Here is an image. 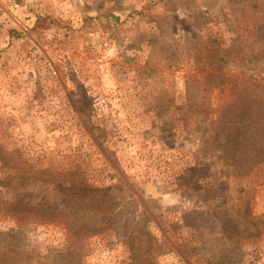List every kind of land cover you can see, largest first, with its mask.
<instances>
[{
  "label": "rangeland",
  "instance_id": "obj_1",
  "mask_svg": "<svg viewBox=\"0 0 264 264\" xmlns=\"http://www.w3.org/2000/svg\"><path fill=\"white\" fill-rule=\"evenodd\" d=\"M263 7L0 0V264H264V180L206 148L244 86L264 111V39L245 67L238 32Z\"/></svg>",
  "mask_w": 264,
  "mask_h": 264
},
{
  "label": "trees",
  "instance_id": "obj_2",
  "mask_svg": "<svg viewBox=\"0 0 264 264\" xmlns=\"http://www.w3.org/2000/svg\"><path fill=\"white\" fill-rule=\"evenodd\" d=\"M249 5L251 4L249 3ZM260 7L258 3H254L252 9L258 11ZM256 15L257 19L255 21H250L248 16L247 24H244L238 31L245 52H252L253 54L252 59L246 62L245 67H248V65H251L255 61H259V56L263 53L260 49V40L264 39V14L257 12ZM255 48L257 49L256 51ZM261 99L262 97L252 92L249 86H244L242 90L236 92L235 99L221 109L217 119H213L211 124L213 126V131L211 133L210 142L208 140L206 141V144H208L206 148L212 145L215 151L223 152L221 156L216 155L217 158L221 159L225 165L233 167L236 170L235 176L237 179L242 178L243 181L246 182L254 178H257L255 182H258V179L264 180V111L260 106ZM235 130L239 131L236 138L233 139L229 137L226 142H222L221 137L225 132ZM207 134H210V131H207L206 135ZM238 141H244V143L246 142L247 144H237ZM56 187L62 188L60 185ZM88 188L85 189L74 186L68 188L66 191L69 193L72 192L70 202H74V205H71V215H73V218L77 215L82 219H85V215L105 217L100 219V222L94 226L95 229L92 234H96L101 232V226H104L106 218L110 216L113 211H106V209L103 208H99L100 210L97 212L90 209L86 211L84 201L90 198L89 195L85 194ZM199 189L202 190V187H199L197 190ZM91 198L95 201L94 196ZM97 204L101 205L100 201L99 203L97 202ZM56 211V214H59V210L57 209ZM50 212L52 213V209ZM51 213L47 216H50ZM61 214L64 216V212ZM50 217V221L66 222L65 224L68 228L70 237L80 238L81 233L88 230L84 229L81 224H79L80 227H73L72 222L67 218L58 219L59 217H54L53 215ZM5 235L4 233H0L2 237Z\"/></svg>",
  "mask_w": 264,
  "mask_h": 264
}]
</instances>
